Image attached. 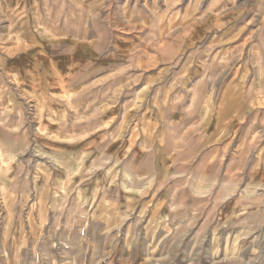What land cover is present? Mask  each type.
Wrapping results in <instances>:
<instances>
[{"label":"crops","instance_id":"obj_1","mask_svg":"<svg viewBox=\"0 0 264 264\" xmlns=\"http://www.w3.org/2000/svg\"><path fill=\"white\" fill-rule=\"evenodd\" d=\"M0 91L41 207L147 246L264 218V0H0Z\"/></svg>","mask_w":264,"mask_h":264},{"label":"rangeland","instance_id":"obj_2","mask_svg":"<svg viewBox=\"0 0 264 264\" xmlns=\"http://www.w3.org/2000/svg\"><path fill=\"white\" fill-rule=\"evenodd\" d=\"M44 9L51 17V7ZM63 10L61 5V17ZM3 158L4 153L0 163ZM28 163L0 166V264H264L261 216L253 217L252 228L236 231L232 247L227 239L212 245L203 229H176L147 246L137 229L101 235L90 213L67 201L52 208L33 203ZM31 222L39 228L28 230Z\"/></svg>","mask_w":264,"mask_h":264}]
</instances>
